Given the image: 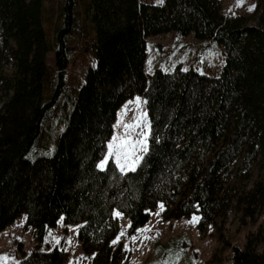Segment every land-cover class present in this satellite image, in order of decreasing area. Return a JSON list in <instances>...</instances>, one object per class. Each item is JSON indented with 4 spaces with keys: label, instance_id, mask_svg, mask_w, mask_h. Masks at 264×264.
<instances>
[{
    "label": "trees",
    "instance_id": "trees-1",
    "mask_svg": "<svg viewBox=\"0 0 264 264\" xmlns=\"http://www.w3.org/2000/svg\"><path fill=\"white\" fill-rule=\"evenodd\" d=\"M223 2L0 0V233L23 214L40 243L59 221L78 224L95 264H128L130 251L113 243L118 211L129 236L161 203L167 219L200 217L201 233L233 205L244 217L264 214V0L258 24L224 12ZM173 31L222 44L220 74H147L149 38ZM85 55L94 62L74 87L69 68ZM11 60L13 78L4 71ZM135 95L147 102L148 151L135 171L122 173L113 160L102 170L119 110ZM260 244L264 227L231 246V260L264 264ZM68 256L54 246L15 264Z\"/></svg>",
    "mask_w": 264,
    "mask_h": 264
},
{
    "label": "rangeland",
    "instance_id": "rangeland-1",
    "mask_svg": "<svg viewBox=\"0 0 264 264\" xmlns=\"http://www.w3.org/2000/svg\"><path fill=\"white\" fill-rule=\"evenodd\" d=\"M145 1L154 4L165 3V0ZM256 2L257 0H224L223 10L233 16H245L249 24H258L260 11L256 9ZM149 42V54L145 63L147 74H152L158 67L173 69L196 67L201 72L214 76L220 74V68L225 61V47L222 44L215 40H199L193 34L182 35L173 31L150 37ZM48 62L53 63L52 52L48 54ZM93 62L90 55H85L71 65L68 71L69 83L74 87L80 86L85 80L88 67ZM4 71L9 78L14 77L16 67L13 60ZM5 99V93H0V108ZM134 120L137 123L143 120L144 123L141 127L131 130V137L136 139L137 134L147 133L148 148L151 121L143 95H135L123 104L119 110L115 133L108 145L113 142L114 137L124 138L129 132L126 125ZM108 150L107 147L105 156L99 164L106 158ZM138 154L144 158L145 153ZM111 160L113 159H109L108 163ZM160 206L151 212L149 222L133 236H129V218L118 211L121 222L119 240L116 239V243L123 244L130 251L128 264H234L231 260L230 247L233 245L244 247L250 236L264 227L263 212L256 214L254 218H248L233 205L226 218L218 219V226H211L205 233H201L197 228L198 223L195 225L188 223L191 218L167 219L164 215V205L163 210ZM220 227L223 229L224 240L220 237ZM78 230V224L66 225L59 221L49 232L46 240L40 243L36 240L33 226L27 225V215L23 214L0 233V264H15L32 251L54 246H60L68 252L65 264H95L93 256L85 251ZM257 249L263 252L264 244H260Z\"/></svg>",
    "mask_w": 264,
    "mask_h": 264
},
{
    "label": "snow or ice",
    "instance_id": "snow-or-ice-1",
    "mask_svg": "<svg viewBox=\"0 0 264 264\" xmlns=\"http://www.w3.org/2000/svg\"><path fill=\"white\" fill-rule=\"evenodd\" d=\"M162 2V0H160ZM137 103H139V99H137ZM146 116V114H144ZM144 121L140 120L139 123L134 120L132 123L126 125L129 129V132L126 133L124 138L121 137H114L113 142L108 145V153L106 158L98 165L100 169H105L108 160L113 159L115 160L119 170L124 173L127 171H135L136 167L139 163L143 160V156L139 155V153H147V133H139L137 134L136 139H132L131 137V130L136 127H141ZM143 136L144 138L141 139L140 137ZM161 210H163V205L160 206ZM117 216L120 213H116ZM200 217L193 215L192 218L188 221L189 224L195 225L199 223ZM123 235V233H121ZM147 238V237H146ZM135 240V237L132 238ZM119 237H117V241ZM117 241H113L116 243Z\"/></svg>",
    "mask_w": 264,
    "mask_h": 264
}]
</instances>
